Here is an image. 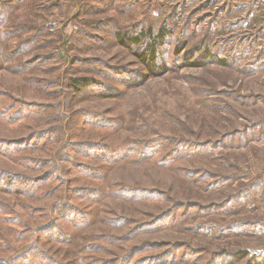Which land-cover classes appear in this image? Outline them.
Wrapping results in <instances>:
<instances>
[{
	"label": "rangeland",
	"instance_id": "1",
	"mask_svg": "<svg viewBox=\"0 0 264 264\" xmlns=\"http://www.w3.org/2000/svg\"><path fill=\"white\" fill-rule=\"evenodd\" d=\"M163 24L150 73L125 39ZM145 244L264 255V0H0V264H134Z\"/></svg>",
	"mask_w": 264,
	"mask_h": 264
},
{
	"label": "trees",
	"instance_id": "2",
	"mask_svg": "<svg viewBox=\"0 0 264 264\" xmlns=\"http://www.w3.org/2000/svg\"><path fill=\"white\" fill-rule=\"evenodd\" d=\"M136 30L138 31V33L137 34H131L128 37V39H125V36H122V33H120V32H118L117 38L119 40H122L121 42H123V38H124L125 40H127V42H129V44H131L130 46H134L133 44H135V45L142 44L141 46L140 45H137V46H139V48L142 46L144 47L140 56H141V59L144 60V62L147 64L146 67L150 73L154 72L156 70V68H157V70L160 68H163L166 65L165 59L163 58L161 60L160 58H158L156 60V58H157L158 54H161L160 49L162 47V44H164V40L168 36L170 29L167 28V26L163 24V25H161L158 32H155L151 26L139 27V28H136ZM206 55L208 57H211L213 55V53L211 54V52H209V50H208L206 52ZM220 61L225 63L224 59H220ZM154 62H156V67L153 65ZM187 64H190V63L187 62ZM72 85L77 90L81 91L82 89L87 88L88 86H95L96 83L90 78H74ZM97 90H100V89H97ZM87 93H88V96H93V95L97 96V91L93 88L89 89ZM156 150H157L156 148H152L150 150V152L152 151V155L156 152ZM182 152L183 151H180L179 153H182ZM186 152L192 153L189 149ZM173 154H176V152H174ZM173 154H171V155H173ZM152 155H150V156H152ZM174 212H176V211H174ZM91 215H92V213L90 212L88 216L86 213L84 216H87L86 220H89ZM92 216H95V215L93 214ZM77 219H79V218H77ZM89 222H86V223H89ZM165 222H166V219H163L159 224H157V226L158 227H164L165 225H167V223H165ZM154 226H156V224H144L143 226L140 227V230L153 229V228H155ZM158 227H156V228H158ZM137 231L138 230H135V232H137ZM150 246H151V244H145L139 248H135L131 252L130 256L134 257V259H137V261L135 260L134 264H171V263H173V259H169L166 257V253L168 251H170V249L168 251L161 252L157 255H155L156 254L155 253L149 257L142 255L141 254L142 248H144V247L151 248ZM155 246L157 248H159L156 243H155ZM172 248H174V247H172ZM174 249L175 250H172L170 253H171V256L176 257L177 256L176 250H180V247H177ZM248 253L249 252L246 250H237L233 253V255H230V256L232 257V259L234 257V259L237 262L243 261L244 264H264V255H262V256L251 255L252 256L251 257V256H249ZM183 255H185V256L187 255V249L184 251ZM45 259H46L45 256L41 255L39 257V261H41V263H44ZM248 259H250V260L246 261ZM130 260H128V261H130ZM188 260H190V259L188 258L186 261H188Z\"/></svg>",
	"mask_w": 264,
	"mask_h": 264
}]
</instances>
